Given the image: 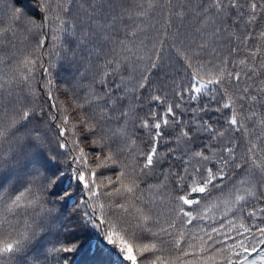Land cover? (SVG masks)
Masks as SVG:
<instances>
[{
  "label": "snow or ice",
  "instance_id": "1",
  "mask_svg": "<svg viewBox=\"0 0 264 264\" xmlns=\"http://www.w3.org/2000/svg\"><path fill=\"white\" fill-rule=\"evenodd\" d=\"M157 10L161 22L148 48L141 25ZM261 25L264 0H36L28 12L13 7L7 23L0 18V45L17 29L35 39L22 57L11 54L13 74L0 82V264H46L53 254L70 264L85 248L79 238L46 247V235H38L50 214L46 192L65 202L79 192L90 209L84 218L126 264H264V206L249 208L264 205V142L249 139L241 151L233 135H248L249 121L264 125L254 110L264 105V48L249 47ZM48 46L88 80L83 93L80 81L65 88L71 109L56 94L55 65L45 66ZM0 53L3 62L7 53ZM130 60L143 67L126 77ZM53 126L76 166L72 192L61 189L66 174L46 152ZM142 183L153 197H144ZM226 189L239 225L228 220L225 229L224 218L194 225L207 217L192 206ZM156 196L169 203L166 218ZM101 197L111 211L99 203L97 217ZM29 209L45 215L21 231L13 219Z\"/></svg>",
  "mask_w": 264,
  "mask_h": 264
},
{
  "label": "trees",
  "instance_id": "2",
  "mask_svg": "<svg viewBox=\"0 0 264 264\" xmlns=\"http://www.w3.org/2000/svg\"><path fill=\"white\" fill-rule=\"evenodd\" d=\"M36 0H0V18L4 20L5 23L8 22L10 11L13 7H19L23 11L28 12L32 5H34ZM138 2L145 3L146 0H138ZM161 22L160 12L157 10L155 13H149L148 17L144 18V23L141 27L144 29L142 33V39L144 44L150 48L153 39L156 36L157 29H159ZM155 26V27H153ZM264 30V25L259 27H254L253 31L256 34V39L249 41V47L259 44L264 48V38L259 37V32ZM35 44V39L32 35L25 32L23 29H17L16 35L13 37L11 34H8L7 39L4 41L3 45L0 47L3 48L4 53H7L3 58V62H0V82L7 80V78L13 74V60L12 53L15 52L17 57H22L25 52ZM48 55L44 56L45 66L55 65L50 67L51 78L56 83V94L59 95L62 101H65V106L71 109V104L69 98L64 94L65 88L71 90L74 86L77 85V81H80L79 90L83 93L88 87V80H80L79 73L76 71V68L68 69L66 61L61 60L54 53V50L48 46L47 47ZM142 54V53H141ZM247 53L241 51L239 53V58H243ZM0 55H3L0 53ZM143 67V63L136 62L135 60H130L128 62V72L125 74L126 77L129 74H135V71H138L139 68ZM45 79L42 73L37 75V81L35 87L40 90L41 80ZM256 79V78H254ZM243 83V82H242ZM252 83V81H248ZM23 97V94H21ZM46 100V95L43 91H40L37 103L43 104ZM146 110V109H145ZM160 110L159 108L157 109ZM255 111L258 113L257 119L264 117V105L256 104ZM190 113H185L184 116L187 118ZM78 119V117H77ZM75 123L76 121H71ZM250 125L249 134L245 135L243 132L234 133L236 136L237 142L241 145V151L246 146L249 139H255L258 144L264 142V125L258 123H253L252 121L248 122ZM57 129L53 126L52 130L48 133L50 143L47 145L46 152L48 157L52 160V166L58 167L66 175L64 178L63 184L60 186L61 189H67L68 191H74V181H70L68 178L72 176V169L76 166L72 163L71 156L65 150L59 149L57 139H56ZM144 139V137H141ZM85 149L90 147V142L84 143L81 145ZM76 153H73L75 155ZM94 157L89 158V163H91ZM95 165H93L94 167ZM103 171V170H102ZM115 179V176H112ZM244 175L241 174L239 179H244ZM234 179H236L234 177ZM147 183L154 184L156 183L155 179L148 178ZM107 183V180L104 181ZM225 183H229L225 181ZM17 187H22V185H17ZM141 188L144 189L143 195L146 199L151 198L155 195L154 192L149 191L145 188V184H141ZM81 194L75 192L72 200L61 201L57 197L49 196L46 192L44 193V202L45 207L50 210V214H47L46 219H44L43 230L38 235H46L47 242L46 247L51 248L53 246H59L60 241L67 239H76L79 238L82 241H85V248L81 250L78 254L70 255V264H126L121 259V256L117 253L112 246L107 245V242L103 239L104 231L102 229H97L93 226L92 223L88 222L84 216V211H90V209H85L81 204ZM156 200H165V203L160 206L158 211L164 213L166 218L169 214V203L164 196H156ZM232 197L229 195V189H226L223 193L219 191H213L212 196L207 199L201 200L199 206L193 205L194 214L200 212L205 214L207 219L202 222L194 221V225H199L200 227L204 226H218V222L221 218H224L225 229H227V221L233 220L237 226L240 223L239 213L233 215L236 205L231 203ZM225 201H229L225 203ZM99 203H105V211H111L108 209L106 198L101 197L100 201L96 204L95 215L100 216ZM207 205V207H205ZM261 205L257 201H251L249 208L255 207L259 208ZM232 209V210H229ZM131 210V209H130ZM227 212V216L225 213ZM45 214L40 212L39 209L32 210L29 209L26 215H21L13 219V224L20 229L24 230L26 227V222L35 225L38 223L42 216ZM247 222V221H246ZM259 223V221H256ZM180 227V221H177V228ZM193 227V226H189ZM74 234V235H73ZM235 235V231L232 232ZM258 235V234H257ZM129 242H132L129 237ZM231 241H229L230 243ZM255 244V241H251ZM257 249L261 248V245L256 244ZM110 253V255H109ZM63 254H53L49 256L46 264H58V259L62 257ZM43 259V258H42Z\"/></svg>",
  "mask_w": 264,
  "mask_h": 264
}]
</instances>
